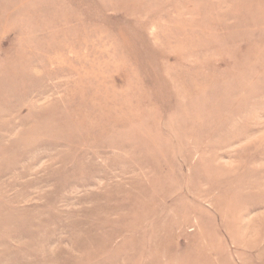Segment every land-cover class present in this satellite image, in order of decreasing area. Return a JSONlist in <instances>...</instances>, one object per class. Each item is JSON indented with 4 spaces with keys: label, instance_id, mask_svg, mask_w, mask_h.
Masks as SVG:
<instances>
[{
    "label": "rangeland",
    "instance_id": "374dc122",
    "mask_svg": "<svg viewBox=\"0 0 264 264\" xmlns=\"http://www.w3.org/2000/svg\"><path fill=\"white\" fill-rule=\"evenodd\" d=\"M0 264H264V0H0Z\"/></svg>",
    "mask_w": 264,
    "mask_h": 264
}]
</instances>
